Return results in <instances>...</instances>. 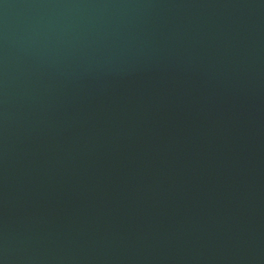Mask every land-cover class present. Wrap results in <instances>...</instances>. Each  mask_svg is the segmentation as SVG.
<instances>
[{
    "label": "water",
    "instance_id": "95a60500",
    "mask_svg": "<svg viewBox=\"0 0 264 264\" xmlns=\"http://www.w3.org/2000/svg\"><path fill=\"white\" fill-rule=\"evenodd\" d=\"M0 264H264V0H0Z\"/></svg>",
    "mask_w": 264,
    "mask_h": 264
}]
</instances>
